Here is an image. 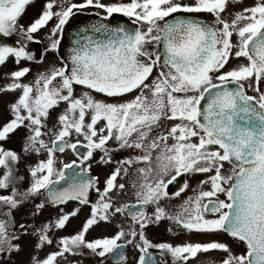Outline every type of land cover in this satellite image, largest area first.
<instances>
[{"label": "snow or ice", "instance_id": "obj_1", "mask_svg": "<svg viewBox=\"0 0 264 264\" xmlns=\"http://www.w3.org/2000/svg\"><path fill=\"white\" fill-rule=\"evenodd\" d=\"M35 3L0 0V67L15 65L0 86L14 96L0 124V264H17L25 238L27 264H128L129 245L135 264H194L213 251L218 264H264V0H45L22 23ZM88 10L98 19L61 53L65 26ZM50 22L43 54L29 50ZM49 53L59 65L28 79ZM21 131L17 152L7 144ZM93 164L111 168L102 182ZM183 175L203 179L174 206L190 187L170 189ZM29 203L32 221L18 223ZM83 208L80 228L57 237ZM48 209L57 214L37 223ZM165 222L173 235L226 234L244 251L153 241L149 229ZM102 224L116 230L88 239Z\"/></svg>", "mask_w": 264, "mask_h": 264}, {"label": "rangeland", "instance_id": "obj_2", "mask_svg": "<svg viewBox=\"0 0 264 264\" xmlns=\"http://www.w3.org/2000/svg\"><path fill=\"white\" fill-rule=\"evenodd\" d=\"M254 2V0H244V5H251ZM238 10V9H236ZM25 24H28L29 22H24ZM52 24V23H50ZM52 26V25H51ZM50 27L45 28L40 33L41 35L45 34L47 36L48 30ZM37 38L41 41V44L39 43V49H43L44 46L47 45L46 37L43 36H37ZM17 38L15 36L11 37L12 41H15ZM34 43L29 44V50L36 52ZM43 46V47H42ZM43 54V52H41ZM233 64L236 63V61L232 62ZM52 64L59 65V59L56 55H53L51 53L44 56V63L37 65V64H30L32 68V73L28 77V79H32L35 74L39 71H44V69ZM231 66V65H230ZM12 70H15V65L13 63H8L6 67H0V86H3L8 81L4 78L5 73H9ZM14 99V96L12 94H0V124L5 122L6 119H8V112H7V105L10 101ZM23 135L24 133L21 131L17 135L13 136L12 140L7 144V147L12 148L16 150L17 152L21 151L22 148V141H23ZM73 157V154L71 151H68L66 154L61 155V159L65 160L66 162H69ZM115 159H119V154H116L114 157ZM36 159L35 156L32 157V161L34 162ZM111 171L110 167H100L96 164H93L92 173L95 175H98L101 179V182L105 178L107 174H109ZM185 176V175H184ZM186 180L188 184L190 185L189 189L179 198V200H173V205H179L181 203L180 200L185 199L189 195H193L192 189L196 188L198 185L199 180L203 179L202 176H188L186 175ZM205 190H207V186H205ZM224 197L221 196V199ZM122 199H128L127 196L123 197ZM75 202L69 203L67 206H65V211H70L72 208H74ZM174 211L178 210L176 207L173 208ZM33 211V206L28 204L26 207H23L20 209V211L15 213L17 222H31V212ZM57 213L53 209H48L45 211L42 216L36 218V222L40 223L42 221H45L49 218V216H55ZM89 214L88 208H83L81 213L70 220L68 225L65 229L59 230L56 235L57 237L63 236V235H71L74 234L82 225L83 221ZM159 227H155V230H158ZM166 228V227H165ZM115 226L113 225H101L95 230L91 231L88 235V239L97 238L100 236L105 235H111L115 231ZM176 231V229H175ZM217 235V236H216ZM149 237L152 240H164L166 238V233H155L154 231L149 234ZM220 236L218 234H190L187 232H179V234L172 239L173 243H183L186 241L191 242H208L212 240L222 241L225 242V240H222L219 238ZM22 243L25 245V250L23 253H21L18 257H16L17 264H27L29 256L31 254V239L25 238ZM233 251L236 253H240L243 251V248L239 245H232L231 246ZM54 248L45 249L44 252H41V256L45 254L47 251H53ZM126 256L128 257V264H135V259L138 256V253L129 245L125 251ZM221 257V253L213 251L207 254H199V260L194 262V264H211L212 261H216L217 264L219 262V259ZM170 260V258H169ZM69 261H71V264H93L97 263V260L91 257H69ZM61 264H65L64 261H61ZM106 264H111L108 261H106Z\"/></svg>", "mask_w": 264, "mask_h": 264}, {"label": "water", "instance_id": "obj_3", "mask_svg": "<svg viewBox=\"0 0 264 264\" xmlns=\"http://www.w3.org/2000/svg\"><path fill=\"white\" fill-rule=\"evenodd\" d=\"M97 19L98 18L96 16H94V15L80 13V14H77V16L74 17L72 20H70L69 24L65 26L66 31H65V34H64V39L62 41L61 53H66L67 52V48L69 46L70 40L72 38V35H73L74 31L77 29V27H83L86 24L94 23V22H96ZM117 21H119L121 23H128L126 18L120 17L119 15H117L112 20V23L115 24ZM35 46H36V51L40 54L39 45L35 44ZM80 151H83V149H80ZM183 183H184L183 176L177 177L176 182H174V184L170 186V189L172 191H175L180 186H182ZM29 204L32 205L31 203H29Z\"/></svg>", "mask_w": 264, "mask_h": 264}, {"label": "flooded vegetation", "instance_id": "obj_4", "mask_svg": "<svg viewBox=\"0 0 264 264\" xmlns=\"http://www.w3.org/2000/svg\"><path fill=\"white\" fill-rule=\"evenodd\" d=\"M45 2V0H36V3L33 5V6H30L28 9H27V14L24 16V18H23V20L21 21L22 23H24V22H30L32 19H34L37 15H38V13H39V11H40V9H41V6H42V4ZM85 14H89V15H93L92 14V12H91V10H88V11H86V12H84ZM127 19V18H126ZM50 23H52V22H50ZM25 24V23H24ZM51 25L52 24H49V26L48 27H51ZM37 36H43V37H46L45 36V34H43V35H41V33H39V34H37ZM41 44V43H40ZM43 47V46H42ZM46 46H44L43 47V49L45 48ZM43 49L41 48L40 50H41V52H43ZM119 154V156H120V158L123 156V155H125V154H123V153H118ZM76 158V156L73 154V157H72V159H75ZM93 175H95L94 173H92ZM186 176V175H185ZM184 176V178H185V181H187L186 180V177ZM183 194L184 193H182V195L181 196H183ZM180 198V197H179ZM179 198H175V199H173V200H179ZM183 200V199H182ZM182 200H180L181 202H182ZM172 204H173V201H172ZM166 222H165V224H162L161 226H159V228H158V230H155V227H152V228H150L149 229V231H148V234H151V232L152 231H154L155 233H166V238L164 239V240H162V241H172V239L174 238V237H176L177 235H173V233H170V232H168V231H166ZM174 231H175V229H174ZM220 237V239H222V240H225V242L226 243H228L230 246H232V245H236L237 246V244L230 238V237H228L226 234H218ZM217 236V235H216ZM153 241H155V242H160L161 240H153ZM239 246H241V245H239ZM242 248H243V246H241ZM127 249V248H126ZM126 251V250H125ZM154 253L156 252V250H152ZM243 251H244V248H243ZM242 251V252H243ZM157 258H159V256H157ZM108 262L109 263H111L110 262V260H108ZM93 264H97V263H93ZM112 264V263H111Z\"/></svg>", "mask_w": 264, "mask_h": 264}]
</instances>
